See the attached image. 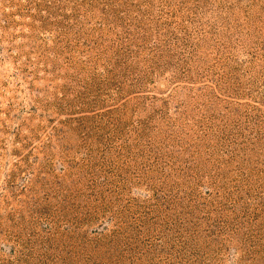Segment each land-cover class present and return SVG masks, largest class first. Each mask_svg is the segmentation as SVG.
<instances>
[{
	"label": "rangeland",
	"instance_id": "rangeland-1",
	"mask_svg": "<svg viewBox=\"0 0 264 264\" xmlns=\"http://www.w3.org/2000/svg\"><path fill=\"white\" fill-rule=\"evenodd\" d=\"M0 264H264V0H0Z\"/></svg>",
	"mask_w": 264,
	"mask_h": 264
}]
</instances>
